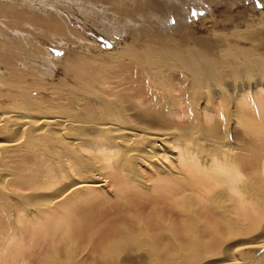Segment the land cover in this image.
Segmentation results:
<instances>
[{"label":"bare ground","instance_id":"bare-ground-1","mask_svg":"<svg viewBox=\"0 0 264 264\" xmlns=\"http://www.w3.org/2000/svg\"><path fill=\"white\" fill-rule=\"evenodd\" d=\"M146 43L120 57L126 71L152 58L164 68L111 84L90 65L91 81L79 78L68 108L34 106L25 93L23 104L0 113V264H44L49 256L57 264H254L243 252L264 253V124L237 116L256 102L264 117L260 86L256 101L246 100V88L232 90L224 125L218 106L215 115L184 121L183 93L170 90L172 101L161 105L154 91L160 72L169 85L214 92L256 70L243 71L246 63L222 49L227 70L215 71L206 38L195 49ZM26 105L38 113L26 114ZM233 118L244 130L227 129Z\"/></svg>","mask_w":264,"mask_h":264},{"label":"rangeland","instance_id":"rangeland-1","mask_svg":"<svg viewBox=\"0 0 264 264\" xmlns=\"http://www.w3.org/2000/svg\"><path fill=\"white\" fill-rule=\"evenodd\" d=\"M200 38H206L214 46V51L207 49L204 55L209 58L215 71L227 70L224 58L228 55L223 54L224 49V52L238 55V58H233L237 65L243 67L246 63L241 68L243 71L251 68L256 70V75L246 74V77L236 80L237 86L234 80H230L231 85L228 83L230 88L227 89L223 85V90L213 87L216 89L214 92L210 89L209 92L207 88L199 92L190 89V82L185 83L187 87L175 82L169 85V81L164 79L167 74L163 73V77L159 71L160 76L154 82V93L159 96V103L165 99L161 102V105H165L172 101L168 93L175 89H178V93L182 92L184 108L188 110L184 121L194 122L204 112L215 115L218 106L215 119L224 125L227 118H232L230 113L236 103L232 95L236 87L249 90L246 91L249 92L247 95L245 93L246 100L256 101L258 95L262 94L260 97L264 101V75L259 76L260 73L264 74V0H0V113L23 104L25 96L34 102V106L43 109L49 106L51 109L53 104L68 108L70 89L77 86L79 78L91 81L89 76H84L87 68L92 70L90 65L100 69L101 79L117 84V76L126 80L129 74L134 75L139 69H150L153 65L155 67L150 71H157L165 67L163 62L153 61L152 58L150 66L138 61L135 68L126 71L124 62H128V59L122 62L120 57L129 52V47L140 49L146 40L145 46L150 48L154 43L166 41L195 49V43ZM216 50L221 51L222 55H218ZM239 50L241 54L246 53V60L238 54ZM216 54L218 60L213 63L211 59ZM143 58L144 55L140 57ZM152 77L148 80L151 81ZM155 83L158 84L157 88L160 87L159 91ZM170 86L175 88L169 89ZM214 94L217 96L215 99ZM241 107L243 113L237 116L247 113L244 118L248 122L253 119L257 124H264L260 118L263 115L260 112L259 115L256 109V102ZM96 109L103 111L101 107ZM22 110L26 114H29L26 111L33 115L38 113L36 108L27 105ZM231 122L227 129L244 130L238 129L234 118ZM189 127L197 128L199 125L194 123ZM191 134L192 137L197 135L195 132ZM253 250L243 252L244 260L264 264V253ZM258 253L261 255L257 257ZM47 260L56 262L54 256H49L44 264H48ZM10 262L8 259L6 264Z\"/></svg>","mask_w":264,"mask_h":264}]
</instances>
